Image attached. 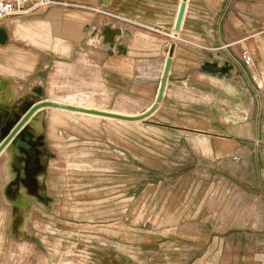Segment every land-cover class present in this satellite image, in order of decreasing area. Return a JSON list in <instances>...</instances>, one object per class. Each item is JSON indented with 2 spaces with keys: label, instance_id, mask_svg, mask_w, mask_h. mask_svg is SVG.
<instances>
[{
  "label": "crops",
  "instance_id": "0c3cea01",
  "mask_svg": "<svg viewBox=\"0 0 264 264\" xmlns=\"http://www.w3.org/2000/svg\"><path fill=\"white\" fill-rule=\"evenodd\" d=\"M60 1L73 6L53 7L0 25L7 37L0 44V128L3 120L14 119L36 102L48 100L59 84L72 87L75 77L84 90L94 88L110 96V103L105 98V104L97 107L133 98L136 115L131 116L145 115L158 104L170 59L157 110L137 122L143 125L144 140V145H138V156L145 157L141 158L145 167L143 160L147 164L162 160L171 168L194 169L190 182L199 178L206 186L203 207L214 195L232 191L236 201L249 205L258 216L251 220L250 234L242 227V232L228 236V230L234 228L224 223L227 236L220 245L237 247L236 251L227 249L236 252L237 263L242 259L257 264L258 257H264V0H187L180 31L175 27L183 0H111L106 6L102 0ZM107 26L122 31L117 41L123 53L102 44ZM245 53L252 57V68L243 63ZM207 63L227 65L232 71L228 76L213 74L204 69ZM50 65L51 75L46 76ZM48 117L43 131L46 144L40 155L46 174L38 187L43 200H28L19 211L17 199L7 196L16 175L11 166L0 163V264H34L37 241L43 236L55 239L54 224L64 234L106 237L84 229L90 226L86 221L93 220H85L80 203L66 198L65 192L73 190L62 182L58 134L62 124ZM150 197L141 196V211L137 212L142 223L152 206L160 207L151 204ZM119 201L122 218L130 220L128 197L122 195ZM182 208L178 204L172 211L183 216ZM181 226L172 224L155 232L179 231ZM211 229L209 237L216 231L214 226ZM110 231L106 230L108 236L116 234Z\"/></svg>",
  "mask_w": 264,
  "mask_h": 264
},
{
  "label": "rangeland",
  "instance_id": "374dc122",
  "mask_svg": "<svg viewBox=\"0 0 264 264\" xmlns=\"http://www.w3.org/2000/svg\"><path fill=\"white\" fill-rule=\"evenodd\" d=\"M119 21L124 25L131 24ZM51 67L46 76L51 75ZM78 80L75 77L72 87L59 84L52 89L48 100L75 97V106L81 108L85 107L78 102L90 108L97 107V104L104 105L105 98L110 103L109 95L104 96L94 88L86 91L83 85H78ZM111 103L107 108H97L107 113L126 114H119L123 116L136 115L133 98H121ZM48 116V120L62 124L61 134L58 133L61 135L59 149L62 148L63 152L62 182L66 188L74 191L69 194L65 192L66 198L80 203L83 218L93 220L85 219L86 225L93 226L85 225L87 228L84 229L100 232L106 237L68 235L57 230L55 224L51 225V232H56L55 239L43 236L44 239L37 241L34 264H253L242 259L237 263V247L233 245L235 251L230 252L232 247L221 246L220 241L227 236L224 234L225 228H222L224 223H230L234 228L228 230V236L243 230L250 234L251 220H256L258 216L251 212L249 205L236 201L233 191L222 193L219 197L214 195L209 204L203 207L202 196L206 186L200 183L199 178H196V183L190 182L192 175H195L192 173L194 169L171 168L162 160H153L149 164L143 160L147 165L145 167L141 163L144 156H138V145H144L141 139L143 131L140 129L143 125L56 109L48 110ZM122 195L127 196L130 202V220L126 216L122 218V203L119 201ZM144 195H150L154 200L151 204L158 203L160 207L152 206V212L142 223V215L138 218L137 211H141V196ZM112 201V205L106 204ZM178 204L180 208L183 207L180 210L183 216L179 217L172 211ZM172 224L174 227L182 226L179 231L175 228L165 233L155 232L167 229ZM213 226L216 231L209 237ZM242 227L243 230L240 229ZM236 228L240 230L237 232ZM112 229L116 234L108 236L106 230L111 232ZM125 232L128 235H123ZM257 247L261 249L262 245ZM257 264H264V257L259 256Z\"/></svg>",
  "mask_w": 264,
  "mask_h": 264
},
{
  "label": "water",
  "instance_id": "95a60500",
  "mask_svg": "<svg viewBox=\"0 0 264 264\" xmlns=\"http://www.w3.org/2000/svg\"><path fill=\"white\" fill-rule=\"evenodd\" d=\"M111 0H102L106 6ZM186 1L180 7V14L175 29L180 31V26L185 14ZM103 45H109L110 48L116 47L120 53L124 52L122 46L118 45L117 38L122 36V31L119 29H111L110 26L105 28ZM7 41L6 34L0 28V44ZM173 55V50L170 51V56ZM171 60L167 62L166 71L162 80L161 91L158 97V104L161 101L163 92L166 86L168 73L170 70ZM204 69L213 74L221 76H228L232 67L227 65L219 67L217 64L207 63ZM75 97L65 100H41L36 102L25 113L18 114L14 119L5 122L0 128V163L13 168L16 179L9 187L7 196L17 199L16 206L21 209L26 208L28 200L35 202L43 200L45 197L38 193L39 179L46 174V164L41 163L40 155H42V147L45 146L46 141L43 136L45 130V120L47 118L48 110H61L68 113H79L88 116H97L101 118L114 119L124 122H141L155 112L158 104L155 105L149 112L142 116H123L115 113H107L94 109H85L78 106H71L69 104L77 103ZM69 103V104H66Z\"/></svg>",
  "mask_w": 264,
  "mask_h": 264
},
{
  "label": "built area",
  "instance_id": "2783aa9c",
  "mask_svg": "<svg viewBox=\"0 0 264 264\" xmlns=\"http://www.w3.org/2000/svg\"><path fill=\"white\" fill-rule=\"evenodd\" d=\"M70 6L73 5L60 0H0V23L9 19H15L16 17L43 12L53 7L70 8ZM106 15L119 19L110 13ZM242 59L247 68L254 66L252 57L248 53H245Z\"/></svg>",
  "mask_w": 264,
  "mask_h": 264
},
{
  "label": "flooded vegetation",
  "instance_id": "af4514ba",
  "mask_svg": "<svg viewBox=\"0 0 264 264\" xmlns=\"http://www.w3.org/2000/svg\"><path fill=\"white\" fill-rule=\"evenodd\" d=\"M2 116H3V115H2ZM2 116L0 115V120H2V119H3V117H2ZM7 121H9V120H3V121H2V122H3L2 124L4 125V123H5V122H7Z\"/></svg>",
  "mask_w": 264,
  "mask_h": 264
},
{
  "label": "bare ground",
  "instance_id": "6f19581e",
  "mask_svg": "<svg viewBox=\"0 0 264 264\" xmlns=\"http://www.w3.org/2000/svg\"><path fill=\"white\" fill-rule=\"evenodd\" d=\"M66 104H69V103H66ZM69 105L73 106V105H76V104H75V103H73V104H69Z\"/></svg>",
  "mask_w": 264,
  "mask_h": 264
}]
</instances>
